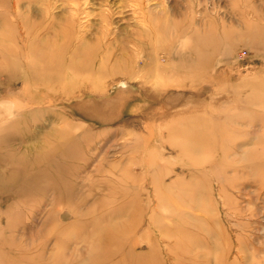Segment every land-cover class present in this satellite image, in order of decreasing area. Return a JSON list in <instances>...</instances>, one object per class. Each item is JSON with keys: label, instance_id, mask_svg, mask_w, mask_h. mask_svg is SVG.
<instances>
[{"label": "rangeland", "instance_id": "obj_1", "mask_svg": "<svg viewBox=\"0 0 264 264\" xmlns=\"http://www.w3.org/2000/svg\"><path fill=\"white\" fill-rule=\"evenodd\" d=\"M9 98L0 264H264V0H0Z\"/></svg>", "mask_w": 264, "mask_h": 264}, {"label": "clouds", "instance_id": "obj_2", "mask_svg": "<svg viewBox=\"0 0 264 264\" xmlns=\"http://www.w3.org/2000/svg\"><path fill=\"white\" fill-rule=\"evenodd\" d=\"M190 41L186 38L181 42V50H184ZM24 111L23 102L15 99H0V127H5L16 121Z\"/></svg>", "mask_w": 264, "mask_h": 264}, {"label": "bare ground", "instance_id": "obj_3", "mask_svg": "<svg viewBox=\"0 0 264 264\" xmlns=\"http://www.w3.org/2000/svg\"><path fill=\"white\" fill-rule=\"evenodd\" d=\"M198 3H199V6H197V8L199 9L198 10V14H199L200 19L198 20L199 24H197V25L199 26L198 27L199 31H203V26L201 25V22H202L201 14H202V11H203L202 6H201L202 2L198 1ZM175 33H177V31H175L174 34ZM175 35L173 36V39H175L177 41L178 40V38H177L178 35L176 37H175ZM130 230H133V228L130 227ZM101 242H102V244L104 245L105 248L95 252L94 254H96V253L97 254L94 257H97V259L101 258L102 260H106L107 258H111V257H113V256H115L117 254L119 255V253L117 251H112L110 247H117V246L123 244L124 240L122 239V235L121 236L108 235L105 238H103ZM156 264H158L157 261H156Z\"/></svg>", "mask_w": 264, "mask_h": 264}]
</instances>
